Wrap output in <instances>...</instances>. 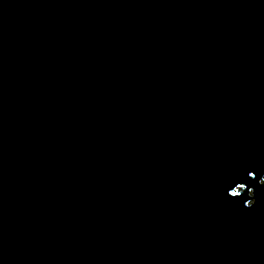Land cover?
Instances as JSON below:
<instances>
[{
    "label": "water",
    "instance_id": "obj_1",
    "mask_svg": "<svg viewBox=\"0 0 264 264\" xmlns=\"http://www.w3.org/2000/svg\"><path fill=\"white\" fill-rule=\"evenodd\" d=\"M262 177L264 0H0V264H264Z\"/></svg>",
    "mask_w": 264,
    "mask_h": 264
},
{
    "label": "clouds",
    "instance_id": "obj_2",
    "mask_svg": "<svg viewBox=\"0 0 264 264\" xmlns=\"http://www.w3.org/2000/svg\"><path fill=\"white\" fill-rule=\"evenodd\" d=\"M250 175H253V174L250 173ZM259 183H260L261 185H264V177H262V178L260 179ZM241 185H242V184H241ZM241 185H238V186H241ZM242 186H244V185H242ZM244 187H245V186H244ZM244 187H243V189H244ZM240 193H241V192H240ZM240 193H236L235 191L232 190V191L230 192V195H231V197H233V198H238L239 195H240ZM248 195H249L250 199L247 200V202H246V206H247V207H252V206L255 204L254 192L251 191V190H249Z\"/></svg>",
    "mask_w": 264,
    "mask_h": 264
}]
</instances>
